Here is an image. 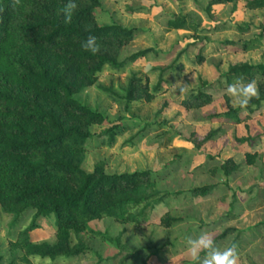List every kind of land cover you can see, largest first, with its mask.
Returning a JSON list of instances; mask_svg holds the SVG:
<instances>
[{
  "label": "rangeland",
  "instance_id": "1",
  "mask_svg": "<svg viewBox=\"0 0 264 264\" xmlns=\"http://www.w3.org/2000/svg\"><path fill=\"white\" fill-rule=\"evenodd\" d=\"M208 1L101 0L95 14L99 24L119 23L142 30L122 48L120 58L138 49L152 51L121 68L105 65L95 81L76 95L105 116L103 124L90 127L94 136L86 142L82 167L92 171L94 163L104 159L107 173L149 170L156 188L173 195L152 201L138 225L112 217L88 223L112 237L120 235L124 250L89 230L70 231L72 243L79 238L91 251L60 262L35 258L29 264H118L127 253L124 264H192L186 240L205 231L214 235L217 247L235 243L238 264H264V104L253 106V111L235 107L225 93L223 78L232 64L264 63V7L249 9L245 0H236L215 6L210 16ZM128 7H143L147 12L132 13ZM176 13L191 16L198 30L167 29V20ZM245 42L249 45L244 50L240 43ZM162 68L166 70L159 91L149 101L130 103L128 110L123 99L102 89L122 95L132 72L152 87ZM202 86L211 94V102L184 107L181 100L187 92ZM230 108L250 118L236 124L212 117ZM112 125L117 127L110 144L101 132ZM216 129L214 136L202 141ZM228 159L236 168L226 174L222 165ZM203 185L216 188L204 196L191 193ZM229 213L237 217L229 219ZM32 216L33 210H28L10 227L13 216L3 211L0 202V254L8 253L10 242ZM164 216L182 220L165 226ZM36 223L30 240L54 243V217H39ZM226 229L232 230L219 238Z\"/></svg>",
  "mask_w": 264,
  "mask_h": 264
},
{
  "label": "trees",
  "instance_id": "2",
  "mask_svg": "<svg viewBox=\"0 0 264 264\" xmlns=\"http://www.w3.org/2000/svg\"><path fill=\"white\" fill-rule=\"evenodd\" d=\"M65 2L21 0L20 6L12 8V0H0V8L4 9L0 12V202L3 211L13 216L10 227L18 224L24 212L33 210L31 222L18 231L8 253L0 254V264H29L35 258L60 262L91 251L79 238L72 243L70 231L89 230L124 250L120 235L112 237L90 228L88 223L112 217L138 225L152 201L173 195L156 188L149 170L107 173L104 159L96 161L92 171L83 169L85 145L94 136L90 127L103 124L105 116L83 104L76 95L95 81L105 65L121 68L146 56L152 48L138 49L120 58L122 48L142 30L119 23L99 24L95 14L101 8V0H76L78 9L73 20L65 24L58 11ZM227 2L236 0H209L206 12L211 16L215 6ZM245 6L263 8L264 0H245ZM128 10L147 12L143 7ZM166 26L198 30L194 19L181 13L168 19ZM90 34L98 38L101 46L95 55L81 48V42ZM240 44L244 50L249 45ZM165 70L161 69L152 87L132 72L122 95L110 88L102 89L123 99L124 109L128 110L134 101L153 98L164 82ZM241 75L246 81L259 77V99H252L247 106L253 111L264 104V65L238 62L228 67L223 78L228 85ZM211 100V94L202 86L189 90L181 104L197 108ZM212 117L236 124L250 118L248 114L240 116L237 108ZM116 127L112 125L101 132L110 144ZM217 132L218 129L208 132L202 141ZM222 167L229 174L236 165L228 159ZM215 188L216 185H203L191 193L204 196ZM50 215L55 219L56 241L33 243L30 233L38 227L37 218ZM228 216L235 219L237 214ZM181 220L164 216L161 223L170 226ZM229 230L232 229L224 230L219 238L225 237ZM129 255L118 264H124Z\"/></svg>",
  "mask_w": 264,
  "mask_h": 264
},
{
  "label": "clouds",
  "instance_id": "3",
  "mask_svg": "<svg viewBox=\"0 0 264 264\" xmlns=\"http://www.w3.org/2000/svg\"><path fill=\"white\" fill-rule=\"evenodd\" d=\"M20 5L21 0H12V8ZM77 9L76 0H66L58 9L65 24L72 22ZM3 10V8H0V12ZM100 47L98 38L95 35L90 34L81 42V48L93 55L100 51ZM225 93L232 98L233 105L241 109L247 108L252 99H259L260 96L257 79L253 78L246 81L242 75L227 85ZM186 252L192 264H238V252L235 243L223 248L217 247L214 235L206 231L201 232L195 238H187ZM202 253L203 255H201Z\"/></svg>",
  "mask_w": 264,
  "mask_h": 264
},
{
  "label": "crops",
  "instance_id": "4",
  "mask_svg": "<svg viewBox=\"0 0 264 264\" xmlns=\"http://www.w3.org/2000/svg\"><path fill=\"white\" fill-rule=\"evenodd\" d=\"M259 64H263L264 65V63H259ZM262 105V104H261Z\"/></svg>",
  "mask_w": 264,
  "mask_h": 264
}]
</instances>
